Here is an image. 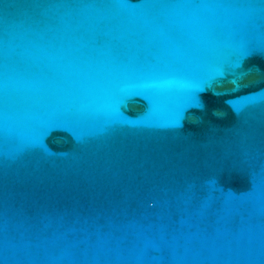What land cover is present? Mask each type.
<instances>
[{"label":"water","instance_id":"1","mask_svg":"<svg viewBox=\"0 0 264 264\" xmlns=\"http://www.w3.org/2000/svg\"><path fill=\"white\" fill-rule=\"evenodd\" d=\"M0 264H264V0H0Z\"/></svg>","mask_w":264,"mask_h":264}]
</instances>
